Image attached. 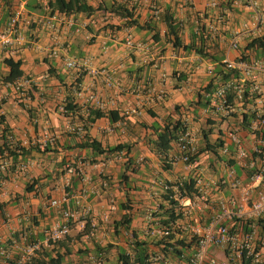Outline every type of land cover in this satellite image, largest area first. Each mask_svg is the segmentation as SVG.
Wrapping results in <instances>:
<instances>
[{"label":"crops","instance_id":"obj_1","mask_svg":"<svg viewBox=\"0 0 264 264\" xmlns=\"http://www.w3.org/2000/svg\"><path fill=\"white\" fill-rule=\"evenodd\" d=\"M52 1L0 0V31L6 27L9 17L20 9L19 31L23 37L19 45L0 47V130L8 127L16 144L26 148L37 147L32 144L36 138L51 136L54 140L48 144L57 150L40 152L32 148L22 161L6 159L0 162V167L5 164L4 170L0 168V250L5 249L9 255L16 254L22 259L25 245L43 243L48 231L62 220V209L70 208L75 217L70 223L67 248L59 245L65 237L53 244L43 243L34 257L54 255L55 250L72 251L62 264H117V251L126 248L124 239L131 235L121 230L117 233L115 223L122 215L130 213V232L134 231L140 238L149 235L150 216L153 217L151 224L163 218L159 214V205H167L164 200L166 191L157 181L174 185L190 178L195 180L198 173L204 181L210 182L211 198L216 199L233 192L227 181L230 167L244 176L245 172L238 168L233 158L234 145L224 133L239 127L243 114H249L253 99L249 96L241 104L233 98L235 112L228 118L215 113L209 102L201 106L196 101L199 92L204 96V102L210 100L214 89L224 82L221 79L223 74L217 71L218 63L242 55L248 62L264 60V52L246 49L251 39L264 35V0H260L258 9L261 15L259 28L247 32L237 49L229 46L232 34L243 23L250 22L253 15L243 4L232 6L229 1H221L218 7L210 8L207 0H192L190 5L178 0H117L134 7L139 23L150 25V29L138 30L134 26H123L125 19L109 12L66 15L54 11L48 4ZM87 1L92 5L95 0ZM100 1H106L108 5L112 2L96 0L97 5ZM164 15L175 21V34L169 32ZM49 16L56 17L52 28L46 22ZM69 22L74 24L70 26ZM211 25L218 27L217 35L211 33ZM155 31H159L156 40L153 38ZM194 35L206 41V56L176 48L172 43L178 36L187 44ZM127 36L140 43L142 48L128 47L125 44ZM7 58L20 61L22 76L30 80V84L20 91L14 88L13 83L1 80L9 71L4 63ZM68 59H88L90 69L111 70L117 86L107 87L101 75H91L88 69L67 68L65 62ZM256 73L263 98V104L257 110L264 113V70L257 68ZM78 78L76 86L72 85ZM210 82L213 86L205 92L202 88ZM149 84L155 90L163 91L162 99L150 100L147 97ZM137 86L142 87L138 95L127 91ZM91 92L103 101L104 107L100 109L118 110L123 116L115 122L105 117L96 119L88 126V135L103 144L124 142L131 145L128 155L137 164L134 166L137 169L128 173V183H122L120 178L127 173L122 165L123 158L117 160L115 154L96 156L89 147H79L86 139L85 131L66 127L67 124L81 126L78 116L85 118L86 107L96 106L88 99ZM67 96L77 104L74 113L65 117L58 110L59 104L66 103ZM67 104L74 106L71 102ZM176 105L182 110L189 107L183 116L196 134L198 152L193 170H186L179 161H168L174 151V143L167 152V164H171L169 169L151 147L153 135L148 126L171 113ZM208 129L213 131L208 135L210 143L217 138L223 141L218 154L212 150H199L204 141L203 132ZM239 134L251 151L256 137L245 129H239ZM223 147H228L229 154L223 153ZM38 157L49 158V161L40 162ZM140 158L142 161L137 162ZM91 159L96 161L91 162ZM22 163L26 168L15 173ZM46 166L48 171L44 170ZM83 176L90 178L88 183L83 182ZM34 177L38 179L36 190L28 192L27 183ZM63 177L70 178L68 186H64ZM63 192L70 194V200L58 207L49 206L50 200L60 198ZM111 205L115 207L113 210H110ZM86 207H89V214H85ZM104 212L109 214L107 220L102 217ZM211 213L210 208L204 207L194 211L190 219L193 223L204 224ZM94 221L96 228L90 234V223ZM209 252L218 258L224 256L220 249H210ZM99 258L100 262H95Z\"/></svg>","mask_w":264,"mask_h":264},{"label":"built area","instance_id":"obj_2","mask_svg":"<svg viewBox=\"0 0 264 264\" xmlns=\"http://www.w3.org/2000/svg\"><path fill=\"white\" fill-rule=\"evenodd\" d=\"M186 5L192 4V0H178ZM221 1H229L232 6L243 4L252 11V20L243 23L239 29L235 30L230 39L229 46L237 49L244 35L249 31L257 30L261 23V15L258 11L260 0H207V6L216 8ZM160 12V10H156ZM21 10L15 11L8 19L6 27L0 31V47L7 48L22 43L23 37L19 31V19ZM55 16L47 18L49 27H54ZM74 23L69 22L72 26ZM81 26H83L81 24ZM80 26V27H81ZM213 35H217L218 27L211 25L209 27ZM79 28H76L78 31ZM125 44L128 47L142 48L140 43H136L130 36L125 38ZM225 66L228 69H235L238 72L237 78H232L221 82L211 94L209 100L212 110L224 118L231 117L235 112L233 101L230 102L229 96L232 95L239 103H243L249 96L253 99V104L248 108L251 115L246 121L241 120L238 128L227 130L224 134L234 145L233 158L241 171L245 174L243 177L236 173V169H228V183L232 193L226 197L211 198L209 184L204 181L197 173L195 174V184L193 191H187L186 188H179L177 185H171L164 181H157L164 191H173L175 206L182 212L183 222L180 223L182 231L192 236L194 244L192 251L186 256L180 254L177 258H171L156 250L149 258V264H264V221L261 225L252 223L246 225L249 220L257 218L264 219V113L259 112L257 107L262 106V91L257 81V68L264 70V60H253L248 62L242 57L226 60ZM67 68L88 69L91 75H101L107 87H116V81L113 72L105 68H89V60L82 59L76 61L68 59L65 62ZM16 90H21L24 86L30 84V80L20 76L12 82ZM147 97L150 100H160L163 98V91L155 90L150 84L148 85ZM131 94L138 95L142 92V87H131L127 89ZM88 99L95 103L99 108L104 107L103 101L99 96L91 92ZM63 110V107L61 108ZM69 130H81L80 125H66ZM239 129H245L256 137V143L249 151L239 134ZM54 138L48 135L36 138L32 144L43 147L53 142ZM9 144H16L12 135L8 137ZM223 153L229 154L228 147H223ZM198 147L196 134L186 123V128L174 141V151L169 155V162L179 161L184 165L186 170H193L196 167ZM123 151L115 153V159L123 158ZM142 158L137 162H141ZM1 170L5 169V164L1 165ZM26 168L24 163L20 164L15 173H19ZM83 182L88 183L90 178L83 176ZM64 186L70 184L69 177H63ZM178 184L181 185V182ZM2 180L0 179V186ZM70 200V194L63 192L60 198L51 199L49 206L58 207L62 203ZM204 207L210 208L212 213L206 223L192 222L190 217L194 211L202 210ZM115 207L111 205L110 210ZM62 220L56 223L47 233L43 243L53 244L58 242L70 232V223L75 217V212L70 208L62 209ZM85 214H89V207H86ZM108 212H104L102 217L108 219ZM153 217H149L147 234L150 236L161 237L167 235L169 230L160 226L157 222L151 224ZM238 222H240L238 224ZM236 224V225H234ZM90 234L96 228V222L90 223ZM42 242H30L24 247L23 257L20 264H24L31 257H34L41 249ZM210 249H220L224 252L223 258H218L210 254ZM10 256L5 249L0 250V257ZM101 258L98 259L100 262Z\"/></svg>","mask_w":264,"mask_h":264},{"label":"trees","instance_id":"obj_3","mask_svg":"<svg viewBox=\"0 0 264 264\" xmlns=\"http://www.w3.org/2000/svg\"><path fill=\"white\" fill-rule=\"evenodd\" d=\"M87 0H53L48 4L52 6L54 11L61 12L66 15L70 14H90L97 11H104L114 14L121 19H125L122 23L123 26H134L136 29H150V25L148 23H139L137 18L135 17V10L134 7H130L126 1L120 2L117 0H112V2L108 5L106 1H100V3L94 7L87 3ZM161 16V14L159 15ZM163 16V15H162ZM166 18L167 28L170 33H176V23L173 19L169 20ZM120 27V26H118ZM159 37V31H155L153 38L156 40ZM175 39L172 41L174 47L182 48L187 52H194L196 54L206 56L207 52V43L206 41L199 36H193L192 41L189 43H184L178 36L174 37ZM246 49H251L255 52H264V35L254 37L251 39L247 45ZM244 59V55H242ZM4 63L9 67L8 73L1 78L2 81L6 83L14 82L18 77L22 76L23 71L21 69V62L14 61L11 58H7L4 60ZM217 71L218 73H222L221 79L223 81H227L232 78L238 77V72L235 69H228L226 68L224 63L217 64ZM79 78L74 80L72 85L76 86ZM212 82L208 83L204 88H202L205 92H209L212 88ZM232 95L229 96L230 102L232 101ZM66 103H63V110H58L59 114L62 116H70L74 113V109L76 104L74 99L71 97H66ZM71 102L74 106H69L67 103ZM74 102V103H73ZM207 102H204V96L199 92L198 93V101L196 103L198 105H206ZM191 106V105H190ZM189 110V107H185L180 109L179 105L174 107V110L166 114L164 117H161L159 121L155 122L154 124L148 126L151 129V133L153 138L151 139V147L154 151L160 156V159L164 163L166 169L171 168V164H167V152L171 149L172 144L174 143L175 139L178 135L184 131L186 128V122L184 120L185 112ZM86 116L85 118L82 115L78 116V121L81 124L82 131H85L84 136L85 140H83L79 147H89L96 156L98 155H105V156H112L113 154L123 151V163L124 171L127 173H123L120 178L121 182L128 183L130 182L129 174L136 171L137 166L136 163L129 157V153L131 150V145L126 144L124 142H116L113 145L103 144L99 139L94 136L88 135V126L96 121L98 118L105 117L110 122H115L121 120L123 118L120 115L118 110L114 109H107L102 110L99 107L94 105H88L86 107ZM251 115L248 113L243 114V120H246ZM2 122V121H1ZM0 122V123H1ZM213 131L212 129H208L204 131V141L202 146L199 148L200 151L202 150H212L215 154H218V149L223 146V141L220 138H217L213 143H210L208 139V135L211 134ZM11 135L8 131V127L4 126L0 130V162L5 161L6 159H10L13 162H19L24 160L26 154L30 153L32 148H36L40 152H48L57 150L55 148H51V144H47L42 147H33L30 146L26 148L24 146L18 144H9L8 137ZM55 144V143H54ZM57 145V144H55ZM54 145V146H55ZM4 152L7 155H4ZM163 156V157H162ZM95 159H91V162H95ZM78 170V169H77ZM76 171V170H75ZM129 173V174H128ZM30 183H27L26 189L28 192L35 191V185L38 182V179L35 177L32 179ZM179 182L174 183V185L179 186V188H186L187 191H193V187L195 184V180L190 178L186 181H182L181 185L178 184ZM164 200L167 202V205H159V214L163 215L158 222L160 226H163L169 230L167 235L157 237V236H150L146 235L145 237H138L134 231L130 232V224H131V217L130 213H124L119 221H117L116 228H118V232L120 230L125 233L131 234L130 237L124 239V243L126 248H121L117 251L116 254V262L117 264H149V258L151 255L154 254L156 250L162 252L164 255L169 256L171 258H177L180 254L187 255L189 252L192 251L194 239L192 236L185 234L181 227L179 221L182 219V212L176 208L175 200L173 199V191L169 190L164 195ZM124 207V206H123ZM128 209V208H125ZM207 219V218H206ZM264 221L263 218H257L253 220H249L245 223L246 225H250L252 223H256L257 225H261ZM240 222H238L239 224ZM236 225V224H234ZM67 241H69L68 236L61 242L59 245L61 247L67 248ZM112 247V244H109ZM72 251L68 252H60L55 250L54 255L45 254L43 256L38 255L36 257H31L27 260L24 264H62L64 258L71 254ZM0 264H20L21 258L14 254L8 257H0Z\"/></svg>","mask_w":264,"mask_h":264},{"label":"rangeland","instance_id":"obj_4","mask_svg":"<svg viewBox=\"0 0 264 264\" xmlns=\"http://www.w3.org/2000/svg\"><path fill=\"white\" fill-rule=\"evenodd\" d=\"M92 3H93L92 5H95V6L97 5L96 0H95V1H92ZM59 105H60V108H59V110H60V109L63 107V104H59ZM39 158L41 159L40 162H42V161L46 162V160L49 161V158H47V159L45 158V159H44L43 157H38V160H39ZM47 165H48V164H47ZM47 168H48V166L44 167V170H45V171H48ZM90 241H91V244L94 245V241H93V240H90ZM112 253H113V254H116V253H114L113 250H112ZM113 254H112V255H113ZM112 258H113L112 261L114 262V260H115L114 256H112ZM102 264H103V263H102ZM112 264H113V263H112Z\"/></svg>","mask_w":264,"mask_h":264}]
</instances>
